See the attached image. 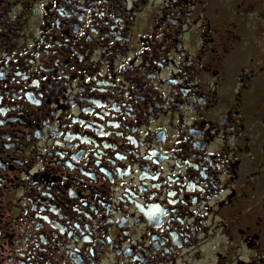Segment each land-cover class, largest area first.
<instances>
[{
  "label": "flooded vegetation",
  "instance_id": "af4514ba",
  "mask_svg": "<svg viewBox=\"0 0 264 264\" xmlns=\"http://www.w3.org/2000/svg\"><path fill=\"white\" fill-rule=\"evenodd\" d=\"M0 264H264V0H0Z\"/></svg>",
  "mask_w": 264,
  "mask_h": 264
}]
</instances>
